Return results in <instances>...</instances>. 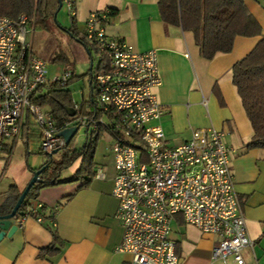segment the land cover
I'll return each mask as SVG.
<instances>
[{
  "label": "built area",
  "instance_id": "obj_1",
  "mask_svg": "<svg viewBox=\"0 0 264 264\" xmlns=\"http://www.w3.org/2000/svg\"><path fill=\"white\" fill-rule=\"evenodd\" d=\"M60 1L74 23L77 0ZM109 11L89 12L83 32L95 48L90 87L100 116L84 114V100L73 101L74 115L63 126L33 99L46 83L67 84L75 77L73 66L66 65L49 77V63L34 54L28 17L0 16V151L6 148L11 156L26 116L38 128L40 151L46 156L65 147L61 130L85 125L86 135L91 130L96 136L102 126L112 137L111 196L117 200L116 218L123 229L115 249L129 254L130 264H180L172 236L173 224L179 220L216 237L213 262L231 259L235 264H256L244 256L254 241L232 178L231 157L237 150L225 144L223 131L211 126L193 129L182 144H167L159 123L164 111L154 93L161 83L158 52L137 51L124 38L110 36ZM94 178H104L102 169L95 170ZM41 207L30 200L28 215L20 217L18 224ZM56 211L54 207L48 212L54 217Z\"/></svg>",
  "mask_w": 264,
  "mask_h": 264
},
{
  "label": "crops",
  "instance_id": "obj_2",
  "mask_svg": "<svg viewBox=\"0 0 264 264\" xmlns=\"http://www.w3.org/2000/svg\"><path fill=\"white\" fill-rule=\"evenodd\" d=\"M56 2L46 0L50 9ZM245 4L261 25L262 35L237 36L229 53H217L210 60L200 55L191 32L163 23L158 0H77L76 19L70 27L77 35L83 34L89 12L109 9L106 25L110 36L124 38L137 51L157 50L161 83L154 93L164 111L159 123L169 146L190 139L195 128L211 126L225 133V144L237 150L231 157L232 178L248 234L254 241L253 248L246 249L244 256L247 261L264 264V149L246 148L253 130L231 73L235 62L264 37L263 3L245 0ZM34 127L38 129L35 124ZM111 146L112 141L106 148L110 152L109 160L102 159L98 165L104 172L103 179L92 178L84 187H80L83 184L80 181L40 190L33 202L45 206V212L57 207L56 215L42 217L41 221L29 215L20 224V218L14 219L18 228L0 241V264H130V255L115 249L121 242L123 229L116 218L117 200L111 196L115 174ZM31 175L24 174L17 181L12 179V183L0 190V204L6 199L10 185L22 190ZM175 225L172 236L177 241L180 264H235L231 259L211 260L217 240L214 235L180 220ZM53 231L58 236L59 252L40 257L39 251L54 243Z\"/></svg>",
  "mask_w": 264,
  "mask_h": 264
},
{
  "label": "trees",
  "instance_id": "obj_3",
  "mask_svg": "<svg viewBox=\"0 0 264 264\" xmlns=\"http://www.w3.org/2000/svg\"><path fill=\"white\" fill-rule=\"evenodd\" d=\"M40 0H0V16H7L17 19L18 15L25 14L29 21L37 20L41 12ZM263 3L264 0H258ZM158 10L165 25L179 26L185 32H191L194 42L200 50V55L206 59H213L217 53H229L237 36L253 37L262 35V27L254 19L247 9L245 0H158ZM73 38L81 42L86 47V42L79 38L77 33L68 30ZM256 46L240 61L235 62L232 68V82L236 87L239 99H241L244 112L253 130L251 140L246 144L247 149H264V37L255 44ZM55 61H66L64 56H56ZM91 75V72H90ZM73 77L67 84L61 85L57 82L46 83L41 86L34 102L45 107L46 111L54 116L58 126H63L69 118L72 110V97L66 88L75 80ZM91 79V78H90ZM94 101L90 99L83 108L86 115L99 117L100 112L94 109ZM105 130L100 127L96 136H91L80 147L75 145V136L69 144L65 145L59 156L48 155L45 169L40 173L38 179L28 192L25 201L20 207L23 215H28L27 204L30 200L37 198L41 189L65 183H75L83 181L80 187L90 183L95 175L93 171V155L99 136ZM105 132V131H104ZM87 134V133H86ZM33 136L41 139V134L34 127V122L28 117L22 128V139H24L27 149ZM79 160V166L74 174L67 178H61V171L69 169ZM31 169L35 172L40 169ZM22 190L15 184L10 185L6 192V199L0 204V215L10 213ZM47 208L42 206L37 213L31 216L53 218ZM22 216H16L20 218ZM58 236L53 231L54 243L42 248L39 251L40 257H47L57 254L56 247Z\"/></svg>",
  "mask_w": 264,
  "mask_h": 264
},
{
  "label": "rangeland",
  "instance_id": "obj_4",
  "mask_svg": "<svg viewBox=\"0 0 264 264\" xmlns=\"http://www.w3.org/2000/svg\"><path fill=\"white\" fill-rule=\"evenodd\" d=\"M39 2L41 9L39 17L37 20L33 19L30 21V27L33 29V34L30 35V39L34 54L49 63L48 76L51 78L55 73H60L66 65L73 66L76 78L66 87L70 91L69 93H71L72 102L81 103L83 100L89 102L91 99L90 78L93 73L92 71L90 75L89 68L91 56H95V48L85 39L82 33H78V37L86 42V47L71 37L68 30L73 29L70 27L72 26V21L63 6L58 10V3L56 2L55 7L50 9L49 4H46V0H40ZM73 30L75 31V29ZM59 55L64 56L66 61H55L54 58ZM103 120L106 123L108 122V119L105 117ZM85 130V125H81L77 131L75 138L76 147L82 146L85 142L87 136ZM91 136L92 133L90 130L87 136L88 140L91 139ZM111 141L112 137L107 132L103 131L99 136L97 143H95L93 171L99 168L98 165H101L100 161L102 159L105 161L109 160L108 156L110 152L106 148L111 145ZM14 147L10 157L6 148L0 151V190L5 189L9 183H12V179H16V181L19 177L22 179L24 174L31 172V169L42 166L47 158L40 151V139L37 136L31 138L28 149L22 139H19ZM61 152L62 150L58 151L54 157H58ZM104 156L106 158H103ZM79 164L77 162L74 166L72 165L73 167L71 166L69 169L61 171V178H67L73 175L75 168ZM175 227L176 225L174 223L173 234Z\"/></svg>",
  "mask_w": 264,
  "mask_h": 264
},
{
  "label": "water",
  "instance_id": "obj_5",
  "mask_svg": "<svg viewBox=\"0 0 264 264\" xmlns=\"http://www.w3.org/2000/svg\"><path fill=\"white\" fill-rule=\"evenodd\" d=\"M56 1H58V10H60V8L62 7V3L60 0H56ZM88 53L90 54L89 51H88ZM91 64H92V59H91L90 68H89L90 72L92 70ZM69 115L70 116L74 115V111L71 110ZM78 130H79V126H71L69 128H65V129L61 130L59 132V135L65 139L66 144L68 145ZM53 153L56 154L57 150H54ZM45 167H46V165L42 166L40 169L33 172L32 177L30 178L27 185L24 186L25 188L22 190V192H21L20 196L18 197L16 203L14 204L11 212L4 214V215H0V241L3 239L4 236L10 237L13 234V232L18 228V226L16 224H14L13 220L15 219L16 216H22L23 215L22 211L20 210V207L23 204V202L25 201L24 199L26 198L31 187L36 182L39 181L38 177H39L40 173L45 169Z\"/></svg>",
  "mask_w": 264,
  "mask_h": 264
}]
</instances>
